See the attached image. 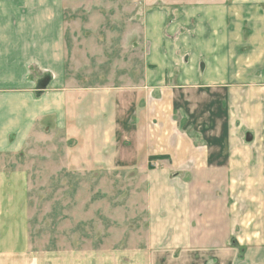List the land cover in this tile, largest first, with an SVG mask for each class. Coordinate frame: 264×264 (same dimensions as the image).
<instances>
[{"label": "crops", "instance_id": "0c3cea01", "mask_svg": "<svg viewBox=\"0 0 264 264\" xmlns=\"http://www.w3.org/2000/svg\"><path fill=\"white\" fill-rule=\"evenodd\" d=\"M142 1L143 72L104 89L66 73L65 0H0V264L30 189L1 158L42 126L80 173L138 168L151 249L264 264V0Z\"/></svg>", "mask_w": 264, "mask_h": 264}, {"label": "rangeland", "instance_id": "374dc122", "mask_svg": "<svg viewBox=\"0 0 264 264\" xmlns=\"http://www.w3.org/2000/svg\"><path fill=\"white\" fill-rule=\"evenodd\" d=\"M143 8L142 0H65L66 73L89 88L131 85L144 68ZM43 129L45 138L1 158L30 179L24 257L10 264H224L205 252L151 249L145 196L135 194L145 181L128 173L138 168L95 163L80 173L63 133L50 140Z\"/></svg>", "mask_w": 264, "mask_h": 264}, {"label": "water", "instance_id": "95a60500", "mask_svg": "<svg viewBox=\"0 0 264 264\" xmlns=\"http://www.w3.org/2000/svg\"><path fill=\"white\" fill-rule=\"evenodd\" d=\"M45 84H46V82H43V81H42L41 84H40V86H41V87H44ZM248 139H250V137H248Z\"/></svg>", "mask_w": 264, "mask_h": 264}]
</instances>
